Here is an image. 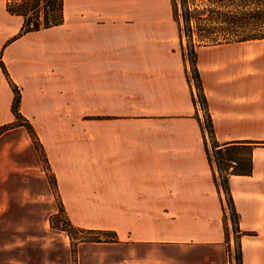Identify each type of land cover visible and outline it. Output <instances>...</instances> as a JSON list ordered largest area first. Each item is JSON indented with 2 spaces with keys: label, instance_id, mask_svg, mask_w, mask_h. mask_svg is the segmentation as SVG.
<instances>
[{
  "label": "crops",
  "instance_id": "obj_1",
  "mask_svg": "<svg viewBox=\"0 0 264 264\" xmlns=\"http://www.w3.org/2000/svg\"><path fill=\"white\" fill-rule=\"evenodd\" d=\"M4 4L18 20L0 19V126L14 120L12 83L69 223L173 251L169 264H226L224 191L170 0H62L60 24L20 35L22 18ZM260 44L195 48L212 139L252 144L250 173L227 177L240 264H264Z\"/></svg>",
  "mask_w": 264,
  "mask_h": 264
},
{
  "label": "rangeland",
  "instance_id": "obj_2",
  "mask_svg": "<svg viewBox=\"0 0 264 264\" xmlns=\"http://www.w3.org/2000/svg\"><path fill=\"white\" fill-rule=\"evenodd\" d=\"M2 10L6 12L5 8ZM180 12L178 5L175 13L179 25H182ZM0 19L8 20V24L18 20L17 17L6 18L1 10ZM180 38L182 48H185L186 38L184 35ZM259 47L264 52V44H260ZM188 72L192 73L186 71V77L189 79ZM192 97L199 108V120L205 128L203 130L200 122L208 161L215 168V177L217 182L218 180L220 182L214 152L220 146L218 144V147L212 146V133L211 135L208 133L206 117L201 109L195 87ZM8 124L0 132V264H169L171 262L168 256L173 251H163L158 247L140 244L119 243L111 234H97L96 230L90 232L88 229H82L72 233L70 238L66 231L60 228V225L65 224V220L63 214L57 211L59 199L53 188L51 174L46 170V162L40 154L42 148L38 140L29 136L21 117L16 122ZM243 153L244 151L238 149L235 153L229 154L239 157ZM224 197H227L225 192ZM54 213L57 215L52 220ZM79 239L82 241H77ZM72 245L75 246L73 258Z\"/></svg>",
  "mask_w": 264,
  "mask_h": 264
},
{
  "label": "trees",
  "instance_id": "obj_3",
  "mask_svg": "<svg viewBox=\"0 0 264 264\" xmlns=\"http://www.w3.org/2000/svg\"><path fill=\"white\" fill-rule=\"evenodd\" d=\"M178 5L181 11L179 16L182 19V25H179L175 13ZM170 6L172 18L178 25L179 36L181 37V35H184L186 38V46L183 48V55L188 60L189 68L193 73L194 87L198 92V98L201 102V109L203 110L206 117L208 133L211 135L212 129L210 118L206 110L204 95L201 91L199 77L195 67V48L198 46L219 45L264 39V0H170ZM4 7L8 14L17 15L22 18L17 35L29 31H35L41 28H48L60 24L62 21V0H5ZM0 67L2 72L6 74L1 62ZM9 86L12 92L10 111L14 117L13 122H16V120L21 117L25 122L24 126L29 136L31 138H36L30 124L19 113L18 89L12 83H9ZM191 99L192 102L195 103L192 95ZM7 125L9 124L1 125L0 132L4 130ZM17 125H21V123H17ZM203 146L207 154L204 139ZM212 146L218 147L214 140H212ZM251 147V141H238L237 143L233 142L231 144L218 147L214 151L217 159L216 167L220 173L219 184L223 191L227 194V199L231 209L232 203L227 188V177L231 174L248 175L250 173ZM238 149L244 151V153H246L245 156H243L244 153L239 157L231 155ZM40 154L42 155V159H44L46 162L43 152ZM46 167V170L50 172L47 162ZM50 174L53 188L55 190L54 177L51 172ZM57 211L63 214L65 220V224L60 225V228L65 230L70 238L72 233L82 230L80 228L73 227L69 223L59 200ZM57 213L52 215V220L53 218H56ZM56 224L58 223L56 222ZM89 231L91 232L93 230ZM96 231L97 232L95 233L97 234H111L108 231ZM77 241L82 240L79 239ZM74 247V245L71 247L72 258L74 257L73 255L75 253ZM238 264H240L239 257Z\"/></svg>",
  "mask_w": 264,
  "mask_h": 264
},
{
  "label": "built area",
  "instance_id": "obj_4",
  "mask_svg": "<svg viewBox=\"0 0 264 264\" xmlns=\"http://www.w3.org/2000/svg\"><path fill=\"white\" fill-rule=\"evenodd\" d=\"M188 70L192 73L190 68ZM188 75H189L190 81L194 85L193 73L190 74L188 72ZM200 122H201V125L203 126L202 121ZM203 130H205L204 126H203ZM222 212H223L224 219L228 221L229 223V234L228 235L230 238L228 240L229 243L226 244V250H225L226 264H238L239 250L237 247V244H238L237 237L239 235V232H238V229L236 228V217L234 216V213L232 212V209L228 202L227 197L223 198Z\"/></svg>",
  "mask_w": 264,
  "mask_h": 264
}]
</instances>
